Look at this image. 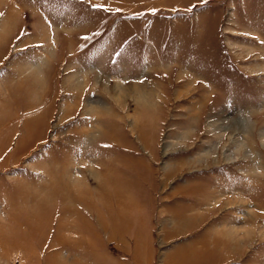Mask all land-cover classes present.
<instances>
[{
	"label": "rangeland",
	"instance_id": "374dc122",
	"mask_svg": "<svg viewBox=\"0 0 264 264\" xmlns=\"http://www.w3.org/2000/svg\"><path fill=\"white\" fill-rule=\"evenodd\" d=\"M0 264H264V0H0Z\"/></svg>",
	"mask_w": 264,
	"mask_h": 264
},
{
	"label": "crops",
	"instance_id": "0c3cea01",
	"mask_svg": "<svg viewBox=\"0 0 264 264\" xmlns=\"http://www.w3.org/2000/svg\"><path fill=\"white\" fill-rule=\"evenodd\" d=\"M8 14H10V13H9V12H7V13H6V16H7ZM6 16L4 17V19L6 18Z\"/></svg>",
	"mask_w": 264,
	"mask_h": 264
},
{
	"label": "bare ground",
	"instance_id": "6f19581e",
	"mask_svg": "<svg viewBox=\"0 0 264 264\" xmlns=\"http://www.w3.org/2000/svg\"><path fill=\"white\" fill-rule=\"evenodd\" d=\"M218 241H220V240H218ZM221 242V241H220Z\"/></svg>",
	"mask_w": 264,
	"mask_h": 264
}]
</instances>
